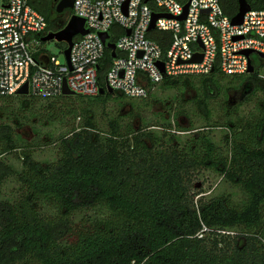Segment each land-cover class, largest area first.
Masks as SVG:
<instances>
[{"label": "trees", "instance_id": "16d2710c", "mask_svg": "<svg viewBox=\"0 0 264 264\" xmlns=\"http://www.w3.org/2000/svg\"><path fill=\"white\" fill-rule=\"evenodd\" d=\"M58 1L30 0L50 33L73 13L58 14ZM223 7L234 16L239 2L223 0ZM261 72L168 78L145 100L117 93L0 98L9 103L0 112L13 122L0 124V190L8 180L17 185L0 201V264H264ZM245 85L246 104L256 101L247 115L229 104L230 92ZM110 101L135 108L103 130L94 107L105 111ZM156 106L151 118L143 115ZM54 123L67 130L55 140L15 136L26 125ZM216 129L225 133L220 144L211 136ZM51 145L57 162L34 159L35 149ZM13 152L21 168L4 160ZM200 170L239 188L242 204L201 198L197 208L190 193Z\"/></svg>", "mask_w": 264, "mask_h": 264}, {"label": "built area", "instance_id": "2783aa9c", "mask_svg": "<svg viewBox=\"0 0 264 264\" xmlns=\"http://www.w3.org/2000/svg\"><path fill=\"white\" fill-rule=\"evenodd\" d=\"M245 1L250 10L235 25L240 5L230 16L223 0H74L69 20L83 19L88 33L74 38L69 65L65 50L61 60L45 48L49 25L30 0H3L0 98L18 96L27 85L25 96L54 99L64 96L66 84L74 95L93 97L111 88L128 99L145 100L168 78L216 70L245 75L250 66L264 71V9L257 7L258 0ZM156 15L161 17L150 29ZM103 34L109 36L106 42ZM196 55L202 56L200 62H193ZM254 55L262 60L258 66ZM259 78L264 80V73Z\"/></svg>", "mask_w": 264, "mask_h": 264}, {"label": "rangeland", "instance_id": "374dc122", "mask_svg": "<svg viewBox=\"0 0 264 264\" xmlns=\"http://www.w3.org/2000/svg\"><path fill=\"white\" fill-rule=\"evenodd\" d=\"M2 2L3 0H0V5L2 4ZM45 48L50 55H55L61 60L65 59L63 53H61V50L63 49L62 43H58L57 41L46 42ZM253 61L257 66L262 62V60L256 55L253 56ZM249 91L250 88L245 85L240 91L230 92L229 104L231 106H238L239 114L247 115L248 111L251 110L252 106L256 103V101H253L249 104H246L245 97L248 95L247 93H249ZM258 97L264 99V93H258ZM120 104L121 103L119 101H110L107 104V108L105 111H103L102 106L96 105L94 107L99 128L108 130L109 127L107 123L111 119L122 118L126 116L133 108H135L130 103H128V101H124L122 105ZM8 105L9 103H0L1 107ZM159 110L160 108L156 106L151 110V112L148 110L145 111L143 115L146 118H151L152 115ZM5 123L13 124L11 120L3 116L0 112V124ZM134 123L136 124V126L138 125L137 121H134ZM199 125H201V123H199ZM183 126H186V122H183ZM66 131L67 130L64 123H54L45 126L40 125L36 129H34L33 126L26 125L22 129H15V136L20 135L23 140L29 142L32 140H36L35 143L45 141L48 142L50 140H55L60 135L66 133ZM211 136L218 144L222 143L225 140L224 131L219 129L212 131ZM181 142H184V139H182ZM18 154L19 152L8 154L4 157V160L7 163L15 166L16 168H21L22 160H18ZM33 157L36 161L42 163L45 166L50 163H55L59 159L58 148L55 145H51L35 149L33 151ZM16 187L17 185L13 180L6 181L2 185V188L0 190V201L11 198L12 192ZM190 195L191 197H193L197 208L198 206H200L201 198L202 201H206V199L209 198H223L225 200L229 199V201L233 205L242 204L241 201L243 200V194L239 188H236L235 186L224 181L223 177L219 174L207 170H200V172L193 177ZM244 242V239H240L238 241V246H242Z\"/></svg>", "mask_w": 264, "mask_h": 264}, {"label": "water", "instance_id": "95a60500", "mask_svg": "<svg viewBox=\"0 0 264 264\" xmlns=\"http://www.w3.org/2000/svg\"><path fill=\"white\" fill-rule=\"evenodd\" d=\"M58 1V0H57ZM239 5H240V12L239 14L233 19V24L235 25H240L243 22L245 14L250 10L249 5L245 0H239ZM74 8V0H59L57 5H56V11L58 14L63 13L66 10H72ZM187 9V7H186ZM161 16H154V20L152 22V25L150 29H153L155 27V23L157 19ZM185 15L181 18L184 19ZM88 33L87 30H85V21L81 18H78L76 16H72L65 28L58 32H51L47 36L42 38V41L44 43L50 42V41H57L58 43H65L67 45V49L64 52V55L67 59L68 64L70 65V53H71V48L73 46V40L76 36L78 35H86ZM130 33V32H129ZM107 34L102 35V39L104 42L108 39ZM109 48L115 50V45L114 44H109ZM248 55L251 54V52H247ZM113 57H115V52L113 53ZM261 58H264V55H261ZM202 60L201 55H196L193 62H200ZM161 69L163 70V66L160 64ZM250 74H253L255 72V69L253 66H250L249 71ZM114 94L115 92L111 89H104L102 88L100 90V95H105V94ZM28 94V86L25 85L20 91L19 95L25 96ZM64 96H69V95H74L72 91H70L66 84L64 87L63 91Z\"/></svg>", "mask_w": 264, "mask_h": 264}, {"label": "flooded vegetation", "instance_id": "af4514ba", "mask_svg": "<svg viewBox=\"0 0 264 264\" xmlns=\"http://www.w3.org/2000/svg\"><path fill=\"white\" fill-rule=\"evenodd\" d=\"M60 15H62L63 16V18L65 17V16H67V12L66 11H64L63 13H61Z\"/></svg>", "mask_w": 264, "mask_h": 264}]
</instances>
